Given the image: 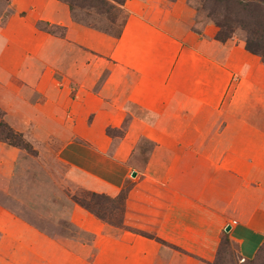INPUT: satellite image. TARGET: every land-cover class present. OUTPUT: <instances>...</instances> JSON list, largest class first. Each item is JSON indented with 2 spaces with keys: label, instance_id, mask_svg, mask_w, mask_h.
I'll return each mask as SVG.
<instances>
[{
  "label": "crops",
  "instance_id": "1",
  "mask_svg": "<svg viewBox=\"0 0 264 264\" xmlns=\"http://www.w3.org/2000/svg\"><path fill=\"white\" fill-rule=\"evenodd\" d=\"M188 1L175 0L170 5L168 0H126L128 17L118 38L74 21L69 6L60 0L0 4V86L8 93L4 102L21 110L25 106L20 104H52L54 108L62 104L65 113L70 110L64 120L72 123V131L57 134L63 139L70 131L72 139L59 156L75 171L81 187L116 195L131 172L139 173L128 160L143 138L154 143L144 167L146 179L166 185L180 181V177L172 180L186 167V154L207 162L197 197L180 190L189 187L185 181L174 189L154 233L166 243L108 224L77 204L69 207L66 217L80 235L52 234L0 206V264L212 261L214 227L218 212L225 208L218 198L221 193L222 204L231 203L230 176L240 180L241 174H264V166L246 158L264 157V63L241 40L215 39L212 27L200 33L181 29L178 19L183 13L194 20ZM38 21L56 25L63 34L38 29ZM65 44L112 66L97 89H92L94 82L86 87L88 78L79 72L76 80L63 71L56 77V68L49 62L56 60ZM148 114L153 118L148 119ZM124 123L122 137L105 133L107 126L122 129ZM19 153L0 142V166L8 169L9 177L17 168ZM214 157L222 159L217 163ZM199 166H188L191 178L201 171ZM4 184L0 180V186ZM249 184L253 196H245V190L233 192L237 203L244 199L239 215L245 217L235 214L233 223H227L230 237L237 236L235 228L251 240L254 233L264 234V195L255 180ZM250 249L245 252L249 254Z\"/></svg>",
  "mask_w": 264,
  "mask_h": 264
},
{
  "label": "rangeland",
  "instance_id": "2",
  "mask_svg": "<svg viewBox=\"0 0 264 264\" xmlns=\"http://www.w3.org/2000/svg\"><path fill=\"white\" fill-rule=\"evenodd\" d=\"M6 1L0 0V4L3 5ZM168 1L170 2V0ZM188 3L193 8V5L189 1ZM169 4L171 5L172 3L170 2ZM73 14L77 18L83 17L98 20L100 25L113 26L116 30L120 28L125 19V14L118 9L111 11L112 16H115L113 22H110L105 14L98 15L94 10L86 11L75 7ZM178 20L181 29H193L198 33L208 27L215 29V33L218 29L210 18L206 17L203 13L198 14L196 11L194 20L186 16V13H183ZM52 32L56 36L63 34L62 29L55 27L52 28ZM229 39L243 41L244 31L238 27L234 28L232 37ZM74 55L76 57L73 59ZM55 58L56 60L49 63L52 68H56V77H60L59 72L63 71L64 73L69 72L68 75L71 79L76 80L77 72H79L80 76L86 75L88 78L84 82L86 87L91 88V84L94 82V86L92 87L94 90L102 84L112 67L109 63L97 60L94 56L78 50L74 45L69 46L65 44L63 51ZM65 67H68V71L64 70ZM11 81L14 82V78H11ZM10 86L12 88L13 85L10 83ZM6 87L3 86V88ZM7 94L0 86V142L5 143L7 147L18 149L20 157L18 158L17 168L12 177L8 176V169L4 168L3 165L0 166V174H2V179L0 178V180L5 183L3 186H0V206L6 208L20 219L22 218L29 222L32 226L50 231L52 234H82L77 227L68 221L66 214L69 207L77 204L72 200V196H79L80 194L87 193L89 190L81 187V184L78 182L79 178L74 177L75 171L59 156V151L64 144L72 139L70 131H68V136L63 139L61 134H57L68 130V128L72 131V123L64 120L65 114L70 110L65 113L66 109H62V104L61 106L58 105L57 108H54L52 104H20L25 106L24 110H21L17 104H6L4 102L8 98ZM125 105V108H127V104ZM148 117L150 119L152 115L148 114ZM107 128L111 127L107 126L105 133ZM124 130L125 124L120 130L112 129L109 136L122 137ZM11 131L17 135L9 140L7 137L11 135ZM9 141L10 143L18 141V146L10 145ZM197 143L199 145V142H194L195 145ZM207 144L208 142H204V145ZM25 145L26 147H24ZM153 148V142L144 138L138 140L130 155L128 165L137 169L139 173L135 176L130 174L116 195L102 193L92 198L93 200L91 201L86 200L91 202V208L105 218L106 223L111 224L109 222H115L116 224H122L125 227L124 229H132L154 235L159 227L160 218L166 212L174 189H178L177 187L181 188L180 181L189 183L188 188L184 186L180 190H184L192 197H197L200 193L204 183L203 176L207 175V162L205 159H195L191 154H186L183 160L186 167L182 172L178 170V173L174 174L176 177L172 180L174 181L176 178L179 180L180 177V181L169 182L166 185L154 179H146L143 175L149 153ZM246 158L247 160L250 159L249 162L264 166V157L248 155ZM214 159L215 161L219 159L217 162L219 163L222 158L214 157ZM196 164L200 165L201 171L197 172L196 177L191 178L192 171H188V166ZM260 175L264 176V174ZM260 175L241 174L243 179L240 180L237 175L230 176L231 188L229 196L232 200L230 201L231 203L225 201L222 204L223 198L220 193L218 201L225 208L222 209L224 211L218 212V219L214 227L216 231L212 261L209 263L205 262V264H264V247L251 261L245 257L253 251L259 242L263 241L264 234L259 233L260 235H258L254 233L256 237L251 235V240L246 235L247 233L243 234L241 231L239 232L238 228H235V234L237 235L235 237H230L231 230L228 232L224 231L228 224L233 223L232 219L237 218V216L239 219L245 217V215H239L241 213L239 210L243 207L241 206V202L243 203L244 199L242 198L241 202L237 203L238 195L234 197V191H238L239 193V191L244 192L245 190V196H248L250 193L249 196H253L254 190L249 182L255 180L260 185L259 193L264 195V180ZM244 179L247 180L245 185ZM208 194H210V191ZM214 199L213 197V201ZM48 202L50 203L49 205H47ZM245 202H248L247 198ZM246 206L249 209L248 205ZM49 208L50 215L47 214ZM206 209H208L207 206ZM122 226L119 228H122ZM225 236L227 238L230 237L228 243L225 242ZM248 247L251 248L249 254L248 251L245 252L246 248L248 250Z\"/></svg>",
  "mask_w": 264,
  "mask_h": 264
},
{
  "label": "trees",
  "instance_id": "3",
  "mask_svg": "<svg viewBox=\"0 0 264 264\" xmlns=\"http://www.w3.org/2000/svg\"><path fill=\"white\" fill-rule=\"evenodd\" d=\"M66 3L72 13V18L74 21L105 33L113 38L120 37L126 19L128 17V11L124 8V3L126 0H60ZM175 0H170L173 3ZM193 5L195 11L200 14L203 13L206 17L210 18L213 23L218 27L217 32L214 34V38L219 41H226L232 37L234 28L238 27L244 31V47L245 49L258 56L264 63V0H189ZM84 9L86 11H95L98 15H106L110 22H113L114 17L111 11L118 9L125 14V19L123 20L120 28L116 30L113 26L100 25L98 20L79 17L73 14L74 8ZM89 14L88 12H86ZM37 27L47 33L53 34L52 28H58L49 22L38 21ZM140 111H137L138 115ZM125 124V123H124ZM2 126H4L2 124ZM114 128H107L106 133L111 134ZM120 130V129H118ZM12 132V131H11ZM17 134L12 132L9 140L13 139ZM21 138V137H19ZM19 141V139L17 138ZM18 141L9 144L13 146H18ZM27 144V143H26ZM26 147V145L24 146ZM102 193L89 190L87 193L80 194L79 196L73 195L72 200L77 203L80 207L84 208L96 218L105 221V218L101 216L96 210L91 208L90 201L99 196ZM115 199V198H112ZM90 200V201H86ZM116 227H121L122 224H116L115 222H109ZM122 228H125L122 226ZM129 231L145 236L147 238L156 240L158 242L166 243L155 235H150L142 231H135L128 229ZM229 236V235H228ZM230 238V237H229ZM229 238L225 236V242L228 243ZM264 247V239L255 246L253 251L246 255L247 260L253 259L257 256ZM245 260V259H244ZM243 260V261H244ZM215 263V262H214Z\"/></svg>",
  "mask_w": 264,
  "mask_h": 264
},
{
  "label": "water",
  "instance_id": "4",
  "mask_svg": "<svg viewBox=\"0 0 264 264\" xmlns=\"http://www.w3.org/2000/svg\"><path fill=\"white\" fill-rule=\"evenodd\" d=\"M131 175H132V176H135V175H136V172L133 171V172L131 173ZM229 230H230V225H227V226L225 227L224 231H225V232H228Z\"/></svg>",
  "mask_w": 264,
  "mask_h": 264
}]
</instances>
